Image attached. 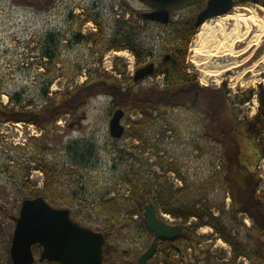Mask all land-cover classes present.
<instances>
[{"label":"rangeland","instance_id":"obj_1","mask_svg":"<svg viewBox=\"0 0 264 264\" xmlns=\"http://www.w3.org/2000/svg\"><path fill=\"white\" fill-rule=\"evenodd\" d=\"M240 6L242 5H237L229 13L249 15L251 11H255L259 17L263 16L255 5H244L250 11L243 10ZM124 11H128L124 21L133 22L141 42L150 53L144 64L154 62L158 69H162L166 63L162 62L163 56L170 53L176 37L178 25L174 26L173 23L187 19L188 11L174 14L170 25H161L144 22L136 15L131 16V13H138L141 17L147 11L138 0H0V101L7 103L5 92H17L22 104L31 103L33 106L26 107L27 109H40L52 97L50 92H61L71 80L80 84L86 80L88 73H98L100 76L106 72L114 75L111 67L115 59L121 60L119 68L125 67V79L116 73L114 75L121 79L123 85L130 82L140 94L152 82L165 87L167 81L163 76L134 83V72L141 66H135V59L127 50H110L101 54L109 39L124 29L119 25V16ZM91 18H95L102 29L94 39L96 42L90 37L97 32L95 23L87 20ZM232 24V21L227 22V30L232 28ZM183 30L181 28V32ZM197 33L198 28L188 40L184 59L186 73L193 75L199 87L215 89L225 83L226 90L230 92L227 99L230 104L228 107H232L233 111L231 117L237 116L238 121L251 118L256 114L258 102L254 104L251 100L238 105L234 94L264 88V82L254 78L255 74L264 78V75L258 74L264 69V36L259 45L251 47L245 55L211 57L205 60L203 53L195 52V48H199ZM253 34L255 29L250 36ZM84 37H90L91 40L87 42ZM243 47L244 44L236 46L235 51ZM43 52L48 53L51 58ZM251 60L254 61L251 63ZM236 62L242 64L233 69L235 74L224 73L216 81L208 76L207 81L203 82L202 66L214 71L215 68ZM251 68L254 72L247 71ZM242 72L245 73L238 80L236 74ZM51 78L57 79L44 97V82ZM176 80L177 75L171 77V81ZM249 81L254 84L248 85ZM241 84H244L243 88L240 87ZM117 109L119 108L110 97L91 96L76 112V119L63 116L62 123H57L56 129L45 133V150H41V143L29 142V139L40 136V132L32 125L0 124V264H10L12 232L21 202L26 198L32 199L35 193L45 189V175L38 172V164L30 160L35 157L40 160L43 158L52 169L47 180L51 184L48 186L49 195L54 201L66 204L79 221L92 229L100 231L105 227L104 224L109 223L117 229L112 234V239L106 242L108 264H137L138 258L150 245L153 237L149 232L143 231L138 222L132 227L121 228V223L127 217L121 214V209L131 207L135 201L134 196L127 202V186L123 184L121 177L125 175L126 166L131 164V157L136 156L141 163L147 161L149 164L146 170L141 169L144 179H150L151 172L165 174L167 186L163 187L166 193H170L167 195L172 200L210 205L213 216L222 217L223 222L232 229L233 235L249 250V258H240L237 264H264V237L258 238L257 250L262 253L258 254L261 258L252 251L250 237L254 236L253 222L245 214H237L236 220L229 217L231 200L225 182V159L221 147L203 135L201 116L182 106L163 110L162 115L153 118L154 124L144 130L145 143L142 144L127 137L130 127L127 125L128 121L137 123L141 116L127 114L125 111L121 120L125 127L123 136L117 140L110 136V119ZM237 140L243 157L241 160L260 179L258 193H264V157L260 158L261 151L256 150L254 140L243 136ZM147 145L152 148L142 153L140 148ZM26 179L28 186L24 185L25 182L21 184ZM151 183L157 184L154 179ZM159 183L164 185L165 181L159 179ZM153 198L156 200L158 197ZM157 201L159 203L158 199ZM110 205L115 211L109 210L106 213L104 210ZM111 214L114 215L112 218L109 217ZM140 214L142 217V212ZM162 217L169 223L175 222L167 214ZM192 223L194 219H190L188 224ZM197 235L205 240L200 243L196 253L203 257L202 251L208 250L212 264H226L232 255L229 245L208 226L200 228ZM187 253L191 252L188 250ZM188 254V264H207L193 261Z\"/></svg>","mask_w":264,"mask_h":264},{"label":"trees","instance_id":"obj_2","mask_svg":"<svg viewBox=\"0 0 264 264\" xmlns=\"http://www.w3.org/2000/svg\"><path fill=\"white\" fill-rule=\"evenodd\" d=\"M122 13L123 14L119 16V25L124 27V29H121V32L109 39L102 49L101 54L110 50H127L133 55L135 66H142L146 59L150 57V53L141 42L137 32L138 29L133 22L131 20L124 21V17L128 11ZM135 15L142 21L147 22V20L142 19L138 13L134 15L131 13V16ZM87 20L93 21L97 26V32L90 36L93 37L94 40L102 29L95 18ZM176 29V37L173 39L174 44L169 53L170 58L165 64L163 63L165 66L162 69L157 68L154 73V75L157 73L165 75V80L167 81L165 87L159 88L152 85L149 86L144 93L140 94L139 91L135 90L136 86L131 85L130 82L123 85L121 79L114 75L116 73L117 76L125 79V67L119 68L118 64L121 60L115 59L112 67L114 75L106 72H103L104 75L100 76H98V73H94V75L88 73L86 80L80 84L71 80L70 84L61 92H50L52 97L48 98L47 104L40 109H27L26 107L33 106H31V103L22 104L19 93L5 92L8 101L6 104L0 101V124L22 123L25 125H32L40 132V136L29 139V142H39L41 143V150H45L47 147L43 146L46 145L47 142L45 141L44 135L46 132H49L50 129L57 128V122L61 117L68 115L70 118L76 119V112L81 106L86 104L87 99L95 95H106L111 98L113 104L117 108L123 109L127 114L141 116L140 121L137 123L128 121L127 125L130 127L127 131V137L143 144L145 143L143 137L144 130L154 124L153 118L157 115H162L163 110L172 109L177 106L192 109L197 115L201 116L203 135L221 147V153L225 159V182L228 186L229 198L231 200L230 211L228 212L229 217L235 219L237 214H245L248 216L253 222L252 231L254 236L250 237L252 251L257 255H262V253L257 250V247L259 246L258 238L264 237V193H258L260 179L251 171L248 164L241 160L243 157L237 139L243 136V138L247 137L252 141L254 140L253 143L256 150L261 151L259 152L260 158L264 157V90L259 88V90L256 91L259 107L252 119L239 122L237 116L236 118H233V116L231 117L233 111L232 107H228L230 104L227 99V95L230 92L226 90L225 83L215 89H211L207 86L199 87L193 75L186 73L184 59L188 40L196 29L195 25H193V28L189 31L181 32L179 26L176 27ZM90 37L84 38L88 42L91 40ZM43 54H46L49 59L51 58L48 53L43 52ZM174 75H177L176 82L171 81V77H174ZM56 79L57 78H51L44 82V87L42 88L44 97L49 93V87ZM128 80L130 81L131 79ZM254 93L255 91H250L234 95L237 101L236 104H245L251 99ZM69 120L65 124L66 128L68 127L67 124ZM21 148L23 149V147H17V149ZM150 148L152 147L147 145L140 149L142 153H144ZM30 160L38 164L36 167L43 172L46 178L44 191L35 193L33 198L42 196L49 204L55 207L68 208L66 204L54 201L49 195L50 190L48 186H51V184L48 183L47 178L50 171L52 172L51 167L47 165L43 158L40 160L35 157ZM147 167L149 168L147 161L141 163V160L137 159V156L131 157V164L126 166L125 175L121 177L123 184L127 186V202L135 196V201L131 207H127L124 210L121 209V214L127 216L124 219L125 222L123 221L124 223H121V228L132 227L138 222V225L143 231H147L152 235L146 228L140 213L143 211V207L149 204L147 201L152 202L155 200L153 198L154 196L158 197L157 199L159 200V203L157 199L151 203L155 208L157 217L163 220L161 214L169 215L172 220L175 221L174 224L178 225L180 229L179 238L177 240H160L161 243L158 244L157 247L160 246L164 249L162 255L166 254V250L172 251L176 246H179L184 253H187L188 250L191 252L187 254L188 256H192L193 261H203L204 263L210 264L212 257L210 253H208V250L202 251L201 254L204 253L203 257H200V254L196 253L200 243L205 240L204 237H199L197 235V231L202 227L208 226L231 248L232 255L226 261V264H237L239 258H249V250L244 247L236 235H233L232 229L223 222L222 217L213 216L210 212V205L201 206L197 202L193 204L175 202V200H172L170 196H168L170 193L165 192V187L167 186L165 174L158 175L155 172H151V178L148 180L144 179V174L141 172V169L146 170ZM153 179L157 184L151 183ZM159 179L165 181L164 185L159 183ZM22 182H25L24 185H26L28 180H22L21 184ZM28 185L29 184H27V186ZM153 188H156V190H153ZM109 210L115 211L112 205L104 211L109 213ZM113 216L114 215L111 214L109 217L112 218ZM134 216L136 219H133ZM190 219H194V223L188 224ZM104 226L105 227L100 230V232L104 234L106 242H109L112 239V234L117 232V229L114 228L112 223L107 225L104 224ZM178 240L180 241L178 242ZM260 246L263 248L261 243ZM173 255H176V253H172V256ZM163 257L166 260L164 264H176L173 261H168L167 256Z\"/></svg>","mask_w":264,"mask_h":264},{"label":"water","instance_id":"obj_3","mask_svg":"<svg viewBox=\"0 0 264 264\" xmlns=\"http://www.w3.org/2000/svg\"><path fill=\"white\" fill-rule=\"evenodd\" d=\"M154 9L142 13L141 16L151 22L167 25L170 14L189 4L202 0H138ZM233 6V0H208L207 7L197 16L195 25L199 27L208 19L226 15ZM170 55L163 57V62L169 60ZM154 71V63H149L137 69L133 82L150 76ZM124 111L117 109L109 123V133L113 139H120L125 131L121 120ZM143 220L146 228L154 235V240L149 249L143 253L138 264H147L153 255L156 240H174L179 235V228L175 225L159 220L154 206L145 205ZM105 240L103 234L83 227L72 221L69 211L56 209L50 206L42 197L25 199L16 219L10 257L12 264H31L33 262L32 247L43 249L41 260L58 264H103V247Z\"/></svg>","mask_w":264,"mask_h":264},{"label":"bare ground","instance_id":"obj_4","mask_svg":"<svg viewBox=\"0 0 264 264\" xmlns=\"http://www.w3.org/2000/svg\"><path fill=\"white\" fill-rule=\"evenodd\" d=\"M247 11L250 10L247 9ZM228 21L233 22L230 30H227L226 27ZM253 29H255V34L250 36ZM197 34L199 39V48H195V52L203 53L205 55V60L211 57H239L245 55L251 47H257L259 45L261 38L264 36V16L259 17L255 11H251L249 15L245 13H229L204 22L198 28ZM243 44L244 47L241 50L235 51L236 46L240 47ZM247 60L248 58L246 61ZM241 64L242 62L226 64L215 68L214 71L207 70L204 65L201 67L204 73L201 78L203 82L207 81L208 76L213 78L212 81H216L222 77L224 73L235 74L233 73V69H236L238 66L240 67ZM247 71H253V68ZM245 72L236 74L238 76V80L241 79V76ZM258 74L264 75V69H262ZM255 75V79H260L259 82H264V78L261 79L259 75ZM253 84L254 82L250 81L248 83V85ZM240 87L243 88L244 84H241Z\"/></svg>","mask_w":264,"mask_h":264},{"label":"flooded vegetation","instance_id":"obj_5","mask_svg":"<svg viewBox=\"0 0 264 264\" xmlns=\"http://www.w3.org/2000/svg\"><path fill=\"white\" fill-rule=\"evenodd\" d=\"M207 2H208V0H202V1L197 2V3L189 4L186 7L182 8L181 10L171 12L170 19H171V17H173L174 14L188 11L187 19L182 20L180 22H177L178 24L174 22L173 23L174 26L178 25L180 28H184L183 31L191 30L193 28V25H195V22H196V19H197V16L199 15V13H201L207 7ZM142 5H144V7L146 8V10H147L146 12L154 11V9L150 8L148 5H146V4H142ZM237 5H242L239 8L246 10V11H247V8L244 5H255L256 7L259 8V10L263 13V16H264V0H233V8L232 9H234ZM216 18H218V17H216ZM252 61H254V60H251V63H252ZM157 67H158V65H157V63H155V69ZM258 107H259V104H258ZM52 207L56 208V209L68 210L69 211V217L72 221L78 223L81 226L87 227V226H85V224L82 221L78 220V218L74 215V213L70 209H68L69 207L68 208H61V207H55V206H52ZM178 241H180V240H178ZM152 242H153V240L151 241V243ZM160 243H161V241H157V240L155 241L156 247H155L153 255L148 260V264H164V261L166 262V260L163 256H167L168 261H173L176 264H180V263L188 264L187 254L184 253V251H182V249L179 246H176L174 248V250H172V251L166 250L165 251L166 254L162 255V253H164V249L161 248L160 246L157 247V245ZM149 246L141 253V255L149 248ZM42 251H43V249L41 247H38V246L32 247L33 262L31 264H58L56 262H49L46 259L41 260ZM172 253H176V255L172 256ZM103 255H104L103 264H108L109 255H108V253L106 254L105 247L103 249ZM11 264H12V261H11ZM137 264H138V261H137Z\"/></svg>","mask_w":264,"mask_h":264}]
</instances>
